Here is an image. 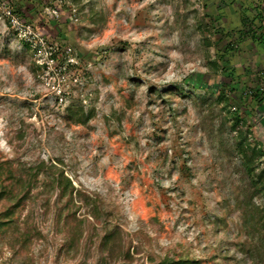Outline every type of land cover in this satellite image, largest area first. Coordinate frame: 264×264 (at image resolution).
Masks as SVG:
<instances>
[{
    "label": "rangeland",
    "instance_id": "obj_1",
    "mask_svg": "<svg viewBox=\"0 0 264 264\" xmlns=\"http://www.w3.org/2000/svg\"><path fill=\"white\" fill-rule=\"evenodd\" d=\"M2 2L55 59L0 16V264H255L264 0Z\"/></svg>",
    "mask_w": 264,
    "mask_h": 264
},
{
    "label": "trees",
    "instance_id": "obj_2",
    "mask_svg": "<svg viewBox=\"0 0 264 264\" xmlns=\"http://www.w3.org/2000/svg\"><path fill=\"white\" fill-rule=\"evenodd\" d=\"M258 17H260V20L263 21L264 23V17L262 18L260 16V14H258ZM243 22H245V20H242ZM213 64L215 65V62H213ZM192 89L198 88L196 86L191 87ZM193 91V90H192ZM179 89L176 88L174 90V93H179ZM192 93V92H191ZM234 124L236 125L239 121L240 118L239 116H236L234 118ZM240 145V151L241 154L243 155L244 159V163L245 165H248L249 162H251L253 157H256L258 155H263V150H256L255 148H252L251 152V157L246 153V150L248 149V146H244L243 145V140H240L238 142V146ZM3 171H8V172H12V169L9 167V165L7 163H0V175ZM249 172H251V169H249ZM251 179H250V191L248 194V197L246 199V201L244 202V205L241 206L242 212H243V218H244V227H245V231H246V236L249 237L250 240V253H251V257L253 258L252 261L255 264H264V205L260 206L255 204L254 198L257 196H262L264 198V166L262 169H260L258 172L254 173V174H250ZM28 180L26 179L25 184L26 185H30V179L31 177H33V175L29 174L28 175ZM64 179L61 176V178H59L61 184H65V186H67V184H69V180H67V183L64 181ZM22 183L24 184V181H22ZM24 184V185H25ZM1 185V184H0ZM9 189L7 188H2V191H4L5 193L8 191ZM62 194H64V191L62 192ZM23 198H17L16 201L13 204L12 208H9L10 210L9 213L10 215L13 214V212L15 211V209L22 204ZM13 222V218L7 219V220H0V229L3 228V226L7 225L8 222ZM153 264H201V261L199 259H195V258H190L188 257V255H180L177 256L176 258H172L170 256H166L164 259H161L159 262L157 263H153Z\"/></svg>",
    "mask_w": 264,
    "mask_h": 264
},
{
    "label": "built area",
    "instance_id": "obj_3",
    "mask_svg": "<svg viewBox=\"0 0 264 264\" xmlns=\"http://www.w3.org/2000/svg\"><path fill=\"white\" fill-rule=\"evenodd\" d=\"M0 16L6 19V22L12 27L18 38L24 41L25 44L29 47L35 45L38 49H44L47 56L37 63L47 67L53 62L55 59L53 54L55 52L52 53L51 50L55 51L54 45L46 47V45H49L46 39L40 36L30 23L28 24L25 20L20 18L10 6L5 5L2 0H0Z\"/></svg>",
    "mask_w": 264,
    "mask_h": 264
},
{
    "label": "crops",
    "instance_id": "obj_4",
    "mask_svg": "<svg viewBox=\"0 0 264 264\" xmlns=\"http://www.w3.org/2000/svg\"><path fill=\"white\" fill-rule=\"evenodd\" d=\"M263 5H264V2H263Z\"/></svg>",
    "mask_w": 264,
    "mask_h": 264
}]
</instances>
